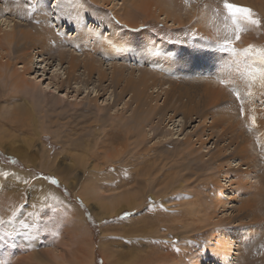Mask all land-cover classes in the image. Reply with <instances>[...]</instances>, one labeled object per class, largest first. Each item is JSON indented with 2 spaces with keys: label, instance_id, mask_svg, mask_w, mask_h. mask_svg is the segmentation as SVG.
I'll list each match as a JSON object with an SVG mask.
<instances>
[{
  "label": "rangeland",
  "instance_id": "obj_1",
  "mask_svg": "<svg viewBox=\"0 0 264 264\" xmlns=\"http://www.w3.org/2000/svg\"><path fill=\"white\" fill-rule=\"evenodd\" d=\"M231 2L261 20L259 28L247 26L236 47L264 49V0ZM71 12L88 17L80 26L96 40L78 39ZM103 15L116 35L99 22ZM226 16L223 0H0V233H13L0 241V264H79L86 257L142 264L163 250L152 234L177 232L179 219L192 222L195 237L165 264H216L203 256L229 238L231 227L220 220L239 200L264 205V112L257 107L264 103V55L217 50L233 28ZM7 33L40 40V62L26 66L29 44H9ZM173 88L198 102L212 95L217 109L228 110L227 121L203 131L210 105L208 112L182 104L164 109ZM228 126L236 130L229 137L239 135L235 146L256 158L243 169L251 172L244 188L236 187L224 157L222 164L212 159L228 142L221 138ZM188 136L192 145L184 143ZM222 188L228 204L213 208ZM127 195L138 197L139 207L128 208ZM114 202L118 214L109 212ZM262 224L254 225L262 231L240 264H264Z\"/></svg>",
  "mask_w": 264,
  "mask_h": 264
},
{
  "label": "bare ground",
  "instance_id": "obj_2",
  "mask_svg": "<svg viewBox=\"0 0 264 264\" xmlns=\"http://www.w3.org/2000/svg\"><path fill=\"white\" fill-rule=\"evenodd\" d=\"M112 6H115V4L112 5ZM45 10H46V8H45ZM68 11L70 12L71 10H68ZM71 13L73 14L72 17L77 22V23L74 22L75 23V26H76V29L79 32H81V35L79 33L78 39L83 40V39L87 38V36H91L92 34H96V33H94L95 31H92V30H83L81 28L80 24L83 23V21L88 20V17L85 14L79 13L77 15L76 12L75 13L74 12H71ZM103 18H105L104 15H103V17L100 16L99 17V22L101 24H104L105 23L107 25V27L110 28V30H112L113 35H116L115 32L117 31V27L113 24L114 23L113 20L112 21L109 20V19L104 20ZM91 28H92V26H91ZM14 36H15V33H14ZM14 36H13V33H7L6 36H5L6 39H7V43H9V44L16 43L17 47L18 46H24L25 44H29V47L26 49L25 58H24L26 60L25 65L26 66L27 65L28 66L37 65L40 62V60H39L40 58H39V55L38 54H41V53H38V49L40 47V43H39L40 40H17L18 38L17 37H14ZM12 39H14V40H12ZM94 39L96 40V38H93V35H92L91 36V40H94ZM3 40H4V38H3ZM102 41L103 42L105 41V42L108 43V40H102ZM115 43L117 44V42H115ZM30 54L32 56L29 58V55ZM71 71H73V70H69V74L66 76L67 78H70L71 77ZM115 74L117 76V81H121V79H120L121 78V72L116 71ZM141 79L144 80V82L146 83L144 77H142ZM47 87H48V85H47ZM179 87H181V86H179ZM194 87H196V86H194ZM148 88L149 87H147V91H148ZM150 88H152V87H150ZM179 89H181V88H179ZM181 91H182V89H181ZM185 94L187 96L186 95H183V93H181L180 91H177L176 88H173V89L169 90L167 92V97H166L165 102H164V105H165L164 106V109H168L169 107L170 108H172V107H178V104H182V106L180 105L182 107V109L183 110H189V112H191L194 109V106H195L196 109H198L199 111H202V112H206L205 109L207 108L206 110L208 112L209 109H210L209 108V105H210L211 106V115H210V118H212V121L210 122L206 118V116L204 115V113H203V117H201L202 118L203 131H206V130L207 131L208 130L210 131L212 128H216L217 129V126H221L222 124H224L225 121H227L226 114H228L227 113L228 110L226 108H219V109H217L216 108L217 107V104L214 101L212 95L209 96V98H210L209 100H207L205 98L206 95L205 96L202 95V97L201 96L200 97L202 99H204V100L198 102V101H196L197 99L195 98V95L192 94L191 92L189 93L187 91V92H185ZM197 94H199V93H197ZM185 96L189 100V103H184L183 102V99H184ZM198 97H199V95H198ZM263 99H260V100H263ZM257 107L260 108L261 112L262 111L264 112V103H262V101H261V106H257ZM176 110L179 111V109H176ZM173 111H174V109H173ZM258 112H260V111L258 110ZM208 122H210V124H208ZM256 123L259 124V121L256 122ZM232 124L234 125V123H232ZM221 130H222L221 138L225 142L226 141H228V142L226 143V145H223L222 147L217 148L215 154H212L213 155V158L212 159L217 158L216 160H218V162L219 163L221 162V164H222V160H220L219 158L221 157V159H222L224 157V159H225L224 162L226 161L225 163H228L229 165H232V167H233V168H230L229 171L231 172V174H232V176H233V178L235 180L236 187H238V188L243 187L244 188L245 187V183H247V182H244V181H246L250 177L251 172L250 171H244L243 169L249 170L250 167L252 169V166H253V164H252L253 162L252 161H254V159L256 160V158H253L252 157L251 151L249 149H245V147H241V145L235 146L236 144H240V143H237V141H239L238 140V136L239 135L238 136H235V137H229L230 135H232L236 131L234 127H232V126L231 127L228 126L227 128L223 127V128H221ZM209 134H211V133H209ZM200 139L201 138L198 139V142L200 141ZM184 143L189 144V145H192L193 143L191 141V137L188 136ZM233 146H235V148L232 149ZM187 147H189V146H187ZM247 147H248V145H247ZM230 149H232V150H230ZM228 150H230V153L229 154L227 153ZM244 165H246V166H244ZM242 182H243V184H242ZM224 190H225V188H222V193H221L220 197L218 195L219 198H216L217 200L214 201V202H216V204L214 203L213 208H217L216 205H218L219 207H225V206H227L228 199H227L226 192ZM237 192H238V194H240V190L239 189H238ZM50 193L52 195H54V196L57 197L58 202H60V204H62V205H63V203L65 204V201H63V199L61 200L58 197V195L55 193V190L50 191ZM127 196H128V198H126V200H127L128 203H126V205H127L128 208L133 209V208L139 207L138 206L139 204H137V203H139L137 201V198L138 197L135 198L134 196H131V195H127ZM251 198L256 199L255 196H251ZM236 199H238V198H236ZM250 200H252V199H250ZM250 200H248V201L243 200V201H246V203L245 202H240L242 200H239V203L238 204H240V203L241 204L238 205L237 208L235 207L236 209H235L234 214H232L231 217L226 218V220H220V221L226 222V225H230L231 230H230V233L228 234L229 235V238L227 240H225V238H223L224 239L223 241L221 240L222 238L219 239L218 242H216L217 243L216 245H214L212 247H209L207 249L206 254L203 257H207L208 258V256H209V258L212 259V260H214V262H216V264H231L230 261L232 259L235 261L234 264H240L244 260L247 261L246 259H248L249 251L247 252L246 250H247L248 247H252L254 245V243L256 241L255 237H257L256 236V234H257L256 232H257V230L260 231L258 228L257 229H253V227H255L254 225L257 226L258 224L260 225V224L264 223V217H262V215L259 216L260 217L259 219L261 220V222H260L259 219L257 220V215L259 214V212L260 211H264V205H263V203H261V201H259V199H256L255 200L256 203L253 204L254 202L253 203L252 202L250 203ZM112 204H113V202H112ZM119 204L120 203H118V204L115 203L114 204V207L110 208L109 212L110 213H113V214H115V213L118 214V212H117L118 211L117 206ZM111 206L112 205H110V207ZM122 208H125V207H122ZM66 209H67V207H66ZM108 209H109V207H106V210H101V212H100V214H102L101 216L106 215ZM212 210L215 211L216 209L215 210L212 209ZM182 214H185L186 215L185 218L187 220L188 219L190 220V218L192 219L193 214L188 213V212H186V213L184 212ZM209 214H210V212H209ZM181 218H182V216H181ZM157 222H158V220H157ZM195 222H197V221L195 220ZM243 222H245V223L243 224ZM180 223L182 225V228L184 227V229H178V227L180 228V225H179ZM191 224H192V222H189V221L188 222H182L179 219L178 220V223L175 225V227L173 225V228H177L176 229L177 232H175L173 234H170V235H168V234L167 235H160V234L153 235L152 234V237L156 240V241L154 240L155 242H157V240L158 241L160 240V242H157V243L158 244H161V247L164 250V252L162 250V252L160 253L161 255H160L158 253L160 251L159 250H155L156 247H153V248H155L154 249L155 251H158L157 254L159 256L155 257L153 260L149 259L147 262L142 263V264H165L167 261L171 260V258L173 257L174 254H176V252H179V251H177V249L182 250V248H186L188 242L190 241V239H193L195 237L194 235H193V237H191V235H190L191 234L190 232L193 230V229L190 228L191 227ZM217 225H220V224H217ZM170 230H172V229H170ZM261 231H260V233H261ZM258 234H259V232H258ZM164 236H167V240L164 239ZM218 237L219 236H216L215 238L217 239ZM163 239H164L165 243H167V244H164L163 242H161V240H163ZM173 240H177L180 243H178L177 245H170L169 243H172ZM155 242H153V244ZM154 246H155V244H154ZM154 255H155V253H154ZM152 257H154V256H152ZM82 258H83V256H82ZM150 258H151V256H150ZM86 259H87V257H86ZM86 259L85 260L79 259L80 260L79 264H93L92 263L93 258L91 259L89 257L87 260ZM33 260H35V259H33ZM205 260L206 259H203L202 261H205ZM76 264H78V263H76Z\"/></svg>",
  "mask_w": 264,
  "mask_h": 264
},
{
  "label": "snow or ice",
  "instance_id": "obj_3",
  "mask_svg": "<svg viewBox=\"0 0 264 264\" xmlns=\"http://www.w3.org/2000/svg\"><path fill=\"white\" fill-rule=\"evenodd\" d=\"M34 7L35 5L33 4V8L29 9V11H32ZM223 8L227 13L226 19L231 20L233 28L229 30V38L217 42V50L223 53L231 54L232 57H239L241 55L247 57L250 55H255L257 52H260L261 55H264V49H257L255 45H249L246 48L236 47V43L241 39L242 32L248 30L247 26H254L256 28L260 27L261 20L258 14L252 8L233 3L231 0H223ZM236 95L239 99V92H237ZM50 179H52L53 183H58V181H56L54 178ZM3 223L4 220L0 218V224ZM23 227L28 229L29 225L25 223ZM12 235L13 233L11 231L0 233V241H4L6 237H10ZM177 251H179V249H177Z\"/></svg>",
  "mask_w": 264,
  "mask_h": 264
}]
</instances>
